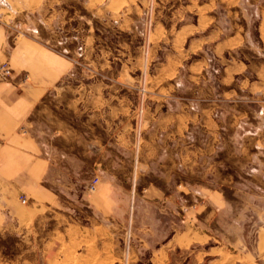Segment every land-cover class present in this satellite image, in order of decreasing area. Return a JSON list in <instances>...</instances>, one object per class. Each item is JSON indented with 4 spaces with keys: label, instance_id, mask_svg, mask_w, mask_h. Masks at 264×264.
Returning a JSON list of instances; mask_svg holds the SVG:
<instances>
[{
    "label": "crops",
    "instance_id": "obj_1",
    "mask_svg": "<svg viewBox=\"0 0 264 264\" xmlns=\"http://www.w3.org/2000/svg\"><path fill=\"white\" fill-rule=\"evenodd\" d=\"M108 6L0 0V231L72 205L137 263L264 257V0H172L149 31Z\"/></svg>",
    "mask_w": 264,
    "mask_h": 264
},
{
    "label": "rangeland",
    "instance_id": "obj_2",
    "mask_svg": "<svg viewBox=\"0 0 264 264\" xmlns=\"http://www.w3.org/2000/svg\"><path fill=\"white\" fill-rule=\"evenodd\" d=\"M92 6H105L113 12L115 19L122 16L140 15L146 19L148 31L152 27L153 18L157 14L170 15L168 9L172 0H87ZM175 1V0H173ZM175 8V7H174ZM103 12V11H102ZM98 12V13H102ZM10 29L14 34L18 29ZM78 62V61H77ZM82 67L85 71L82 77L94 73V78L109 79L103 71L90 72L87 61H83ZM70 77L69 79H75ZM141 81L145 80L144 74L140 76ZM142 91V89H141ZM142 100V99H141ZM137 113L142 114L141 109ZM72 113L66 112L65 117L72 120ZM29 210V209H28ZM26 212V211H25ZM77 206L63 205L62 207L46 208L29 223L21 225L18 229L0 231V264H152L151 255L153 248L140 247V262L134 260L133 250L135 244L139 243L135 234L129 230H121L113 233V239L105 244L103 241H96V248L90 243L85 244V236L77 231ZM108 246L106 257H103L100 249ZM210 248V247H209ZM230 255L223 254L218 249H210L211 253L200 264H264V257L251 260L249 257L236 256L239 251L226 249ZM171 263L159 262L154 264H187L186 255ZM194 264V263H191Z\"/></svg>",
    "mask_w": 264,
    "mask_h": 264
},
{
    "label": "built area",
    "instance_id": "obj_3",
    "mask_svg": "<svg viewBox=\"0 0 264 264\" xmlns=\"http://www.w3.org/2000/svg\"><path fill=\"white\" fill-rule=\"evenodd\" d=\"M9 27L10 25L7 24ZM0 74L4 77H8L12 74V67L11 65L8 63V62H2L0 63ZM141 112H142V109H141ZM100 182V177L99 176H95L91 183L89 184V191L91 192H94L96 191L97 187H98V184ZM21 201L26 204L28 202L27 198L22 196L21 197Z\"/></svg>",
    "mask_w": 264,
    "mask_h": 264
}]
</instances>
